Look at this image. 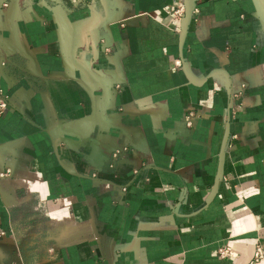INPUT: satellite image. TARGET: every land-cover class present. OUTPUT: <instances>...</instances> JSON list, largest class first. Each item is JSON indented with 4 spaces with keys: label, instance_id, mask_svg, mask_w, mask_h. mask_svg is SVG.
Wrapping results in <instances>:
<instances>
[{
    "label": "crops",
    "instance_id": "crops-1",
    "mask_svg": "<svg viewBox=\"0 0 264 264\" xmlns=\"http://www.w3.org/2000/svg\"><path fill=\"white\" fill-rule=\"evenodd\" d=\"M0 91V264L264 247V0H0Z\"/></svg>",
    "mask_w": 264,
    "mask_h": 264
},
{
    "label": "built area",
    "instance_id": "built-area-1",
    "mask_svg": "<svg viewBox=\"0 0 264 264\" xmlns=\"http://www.w3.org/2000/svg\"><path fill=\"white\" fill-rule=\"evenodd\" d=\"M75 2H78L80 0H74ZM171 14L175 19H182L187 14V5L185 3H181L179 5H176L172 8ZM199 14L198 7L193 8V16H197ZM182 66L180 61L176 62V67L180 68ZM10 106V101L7 95H5L3 92L0 91V116H2ZM198 115L194 111H190L183 119V124L186 127H192L194 123L197 121ZM40 225H31L26 228L18 227L16 231H14L15 235H18L21 239H23V245L26 248H34L36 246H47L45 243L41 241V237L44 235L43 231L40 230ZM8 233L4 231L0 225V239H7ZM47 252L48 254H53L54 252V246H47ZM218 255L223 258H231L234 255V251L231 248L230 245H226L224 247H221L218 249ZM248 264H264V247L258 243L256 246V250L254 253L253 259Z\"/></svg>",
    "mask_w": 264,
    "mask_h": 264
}]
</instances>
